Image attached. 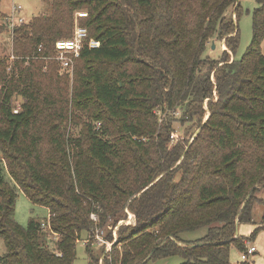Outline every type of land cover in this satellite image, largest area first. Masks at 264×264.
Returning <instances> with one entry per match:
<instances>
[{
    "label": "trees",
    "instance_id": "obj_1",
    "mask_svg": "<svg viewBox=\"0 0 264 264\" xmlns=\"http://www.w3.org/2000/svg\"><path fill=\"white\" fill-rule=\"evenodd\" d=\"M43 1L46 12L11 31L16 59L0 64V264H74L83 232L89 264H99L95 235L112 242L125 207L136 223L119 225L103 264L172 255L182 264H250L230 254L264 230L263 215L250 235L238 231L264 189V0L241 57V0ZM79 10L101 46L76 60L72 103L87 120L68 141L69 96L60 90L68 76L46 57L72 35ZM215 37L227 47L219 59L206 53ZM14 94L26 99L17 113ZM176 120L191 122L196 136L171 146ZM19 190L49 218L22 226ZM201 227L205 236L183 240Z\"/></svg>",
    "mask_w": 264,
    "mask_h": 264
},
{
    "label": "rangeland",
    "instance_id": "obj_2",
    "mask_svg": "<svg viewBox=\"0 0 264 264\" xmlns=\"http://www.w3.org/2000/svg\"><path fill=\"white\" fill-rule=\"evenodd\" d=\"M15 5H22L23 9L20 11L21 15L24 16L25 20H29L33 16L46 12L49 7L46 2L43 0H0V64L1 60L4 58H8L10 60L11 55H13V34L9 31L7 27V23L5 20L6 16L12 14L13 6ZM256 0H241V7L243 12L240 16L239 20V29H240V45L237 50V57H241L244 52L246 51L247 47L251 43L252 35H253V28H252V19H253V11L255 7H257ZM235 9V8H234ZM233 11V9H232ZM232 11H229L230 13ZM233 18L236 20V14L233 15ZM3 27V28H2ZM212 43V47H211ZM225 39L219 40L218 37H215L210 41L208 44L207 55L215 58H220L222 55V51L226 49ZM214 46V47H213ZM262 51L264 53V41L262 43ZM231 56L233 54L231 51H228ZM15 55V54H14ZM233 58V57H232ZM75 66L72 70H63L60 68V72L65 73L68 77V82H60V90L63 89V92L66 93L65 88H67V94L69 96V118L68 121H65L64 131L66 132V136L68 141L72 138H79L82 135L83 129L86 124L87 116L85 113L78 109L73 102V86H74V79H75ZM1 89V83H0ZM216 95V92H214ZM26 99L21 95L14 94L11 99L12 109H23L22 104ZM68 102V101H67ZM60 105V103H59ZM205 109L208 108L207 103L205 102ZM208 110V109H207ZM180 114V113H179ZM207 115V114H206ZM180 116V115H179ZM208 116V115H207ZM207 116L205 118H207ZM205 120V119H204ZM191 122L183 123L181 120L173 121L174 132L172 135V142L170 145L172 146L178 138H187L190 136V133L194 130L192 128ZM174 136V138H173ZM192 136V135H191ZM190 136V137H191ZM196 136V133L191 137V141ZM71 150V148L69 149ZM1 156V154H0ZM4 162V161H3ZM264 198V189L259 190L256 192V198L254 199L253 204V221L252 222H242L239 225V233L242 235H250L256 227L261 224L263 215H264V203L261 199ZM127 207L124 208L126 213V218L121 219L119 223L113 227V240L112 245L114 242L118 240V233L117 229L119 225L122 224H135L136 216L135 214L129 210L134 216H131L130 212L127 211ZM15 218L16 220L24 227H26L29 221L32 218L40 219L45 221V219L49 218V209L46 206L35 204L33 203L21 190L18 191V196L16 200L15 206ZM50 229V228H47ZM51 231V230H50ZM208 232V227H201L196 230L186 231L182 233V238L185 241H195L200 239L201 237L205 236ZM115 233L117 234L115 236ZM88 233L83 232V236L81 240L77 244V257L74 264H89V257L86 252V242L85 240L88 238ZM104 237V236H103ZM105 238V237H104ZM247 243L249 245H254L257 248L256 253L250 254L249 258L246 260L250 264H264V230H261L254 239L249 240ZM108 245L104 242L95 243L94 248L97 254H100L99 264H103V258L106 253L110 250L107 249ZM6 251V243L3 238H0V255ZM243 253L242 250L238 249L237 247L231 248V260L233 262L242 261L241 254ZM184 259L179 255H172L167 258H155L149 260L145 264H182Z\"/></svg>",
    "mask_w": 264,
    "mask_h": 264
},
{
    "label": "built area",
    "instance_id": "obj_3",
    "mask_svg": "<svg viewBox=\"0 0 264 264\" xmlns=\"http://www.w3.org/2000/svg\"><path fill=\"white\" fill-rule=\"evenodd\" d=\"M23 9L22 5L13 6L12 14L5 17L7 27L9 31H13L15 27L23 24L25 22L24 17L21 15L20 11ZM88 16L87 11L79 10L75 14V23L73 33L68 38H61L55 42V49L52 55L46 57V60H55L63 70H72L76 60L82 55V52L85 48L94 49L101 46V42L96 38L90 35L88 27L81 24V18H85ZM39 51L42 50V46L39 47ZM15 55H11V62L15 60ZM13 64H10L8 70H11ZM1 75V71H0ZM22 97V96H21ZM14 112H20V109L16 108L13 110ZM100 126V123L97 127ZM174 138V136H173ZM128 212H130L127 209ZM131 216H134L131 213ZM91 217L94 220H98V215L96 213H92ZM136 223V220H135ZM42 226L44 228H50L49 221L43 222ZM117 234L115 233V236ZM95 240L97 243L104 242L108 245L107 249L110 250L112 243L108 240H105L102 233L97 232L95 235ZM88 240L86 239L85 242ZM257 248L254 245H249L246 243V249L241 254L242 260H247L250 254L256 253Z\"/></svg>",
    "mask_w": 264,
    "mask_h": 264
},
{
    "label": "crops",
    "instance_id": "obj_4",
    "mask_svg": "<svg viewBox=\"0 0 264 264\" xmlns=\"http://www.w3.org/2000/svg\"><path fill=\"white\" fill-rule=\"evenodd\" d=\"M24 17V16H23Z\"/></svg>",
    "mask_w": 264,
    "mask_h": 264
},
{
    "label": "water",
    "instance_id": "obj_5",
    "mask_svg": "<svg viewBox=\"0 0 264 264\" xmlns=\"http://www.w3.org/2000/svg\"><path fill=\"white\" fill-rule=\"evenodd\" d=\"M214 47V46H213Z\"/></svg>",
    "mask_w": 264,
    "mask_h": 264
}]
</instances>
